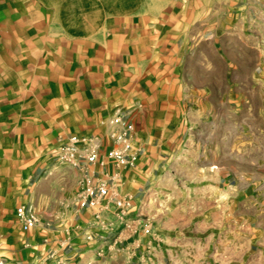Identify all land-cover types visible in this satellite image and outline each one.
I'll list each match as a JSON object with an SVG mask.
<instances>
[{
  "label": "crops",
  "instance_id": "1",
  "mask_svg": "<svg viewBox=\"0 0 264 264\" xmlns=\"http://www.w3.org/2000/svg\"><path fill=\"white\" fill-rule=\"evenodd\" d=\"M117 114L135 127L132 169L107 158ZM236 129L264 140V0H0V264H127L136 245L154 264H264V143L236 152ZM73 136L99 141L105 166L89 169L119 174L135 214H162L112 258L85 233L113 240V198L94 226L76 202L85 164L57 157Z\"/></svg>",
  "mask_w": 264,
  "mask_h": 264
},
{
  "label": "built area",
  "instance_id": "2",
  "mask_svg": "<svg viewBox=\"0 0 264 264\" xmlns=\"http://www.w3.org/2000/svg\"><path fill=\"white\" fill-rule=\"evenodd\" d=\"M109 125L113 128L109 137L114 145L107 152V158L114 162L119 169L135 168L139 155L134 152L132 144V134L135 127L124 115L117 114L114 116ZM100 143L94 137L73 136L67 144L62 145L57 150L58 159L73 167H83L84 174L79 182L76 202L79 211H93V218L97 224L96 227L107 229V224L102 219L103 211L108 209V202L111 198L114 200L116 210L117 226L110 227L114 233L113 240H103V243L111 245L116 250L122 249L121 244L126 241L137 240L139 235L152 236L153 224L152 219L143 214L141 211L133 212L134 196L126 194L120 196L117 191L112 189V181L118 177L115 175L111 182L106 179H99L95 172L89 169V166H105V162L100 159ZM84 162V163H83ZM98 178V179H97ZM18 217L27 227L33 228L38 219L32 210L27 211L21 207L17 211ZM117 231V232H115ZM88 242L97 241V237L90 232L85 233ZM139 246L136 245L128 250L132 258L138 256ZM102 253V251H100ZM145 256L142 255L144 259Z\"/></svg>",
  "mask_w": 264,
  "mask_h": 264
},
{
  "label": "rangeland",
  "instance_id": "3",
  "mask_svg": "<svg viewBox=\"0 0 264 264\" xmlns=\"http://www.w3.org/2000/svg\"><path fill=\"white\" fill-rule=\"evenodd\" d=\"M223 119H224L223 122L220 121V123H219L220 124V126H219L220 127V131L218 132L219 151H220L221 156H222V152L224 153V151H226V150H222V146H225L223 144L226 143V136H228V134L225 132V125L227 124L226 123V118H223ZM250 119H251L250 120L251 124H258V118L251 117ZM248 120H249V118L239 117V118H235V120L232 123L236 126V128L238 127V129H240V128H242L240 125H243V124L247 125L249 123ZM229 121H231V120L229 119ZM238 129H236V132L234 133V139L236 141V145L240 147V148L236 149V152H239V153H244L245 152L246 154L249 153L251 155V157H258L259 142L263 141V143H264V140H262V138H260L263 135L258 133V132H254V131H252V132H243V131H241L242 129L240 131ZM231 135H233V134L231 133ZM229 136H230V134H229ZM243 144H244V148H243ZM254 166L255 165H253V164L251 165V167H254ZM177 183H178V181H177ZM167 188H168V186H167ZM169 188L171 189L172 185ZM183 200H184V198L180 197L179 194H177V193L174 196V198H172V199H171V197L168 198V197L159 196V197L156 198L155 201H153L151 203V206H153L156 209L157 208L158 209H162L163 206L166 205V202H167V204H170V205L172 204V202L174 204H180V203L183 202ZM203 200H208L209 201V200H211V198L210 197H204ZM219 201H220V203L223 202L224 204H226L227 199H226L225 196H222L220 194L219 195ZM151 210L152 211L149 212L150 211V209H149L148 212L150 213L149 215L151 217L154 216V220L151 218L152 219V224H156L157 220L159 219V217L162 216V214L161 213L157 214V211H153V209H151ZM148 212L145 211L144 214L147 215ZM97 241H98L99 249L102 250V254L105 253L110 258H112L114 255L119 253L118 250H116L114 248H111L110 244H107L105 242L103 243L102 239H99ZM123 249L128 251L125 247ZM138 256H140L139 257L140 259L133 258L130 261H128L129 263H127V264H154L153 260L152 261L149 260L150 255L145 256L144 259L141 257V255H138Z\"/></svg>",
  "mask_w": 264,
  "mask_h": 264
}]
</instances>
